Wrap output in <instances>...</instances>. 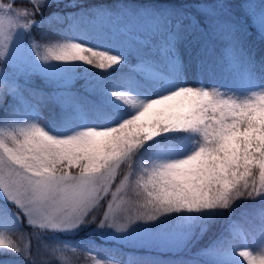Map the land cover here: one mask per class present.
<instances>
[{"label": "rangeland", "instance_id": "1", "mask_svg": "<svg viewBox=\"0 0 264 264\" xmlns=\"http://www.w3.org/2000/svg\"><path fill=\"white\" fill-rule=\"evenodd\" d=\"M100 3L112 4L113 0H83L82 6ZM115 6L128 10L123 25L128 28L126 33H119L107 22L85 19L80 5L71 6V0H46L31 28H14L11 42L0 36V82L16 87L10 101L0 104V131L15 134L17 127L36 123L49 134L62 136L90 127L113 126L136 111L113 97V91L142 102L180 86L202 87L219 99L234 102L253 92H264V34H259L264 30V0H116ZM143 10L149 11L147 21L138 19ZM9 27L6 21L4 29ZM147 39L158 42L161 48L146 66L159 73L155 83L135 73L141 63L136 51ZM65 40L85 43L97 51L108 50L121 55V61L99 69L82 62L45 64L37 59L36 52L47 55L52 45ZM217 44L238 69L237 76L226 73L223 62L214 63L208 57ZM143 47L147 50L148 46ZM36 84L42 94L50 95L49 100L26 96L27 106L22 107L20 88ZM70 121L75 124L68 127ZM55 125L66 128L58 130ZM197 140L191 132H172L145 143L133 157L134 168L119 166L102 186L89 214L70 229H44L33 237L28 218L0 191V237L30 253L25 259L0 247V264H125L124 255L130 251L143 253L156 264H174L179 258L185 264H248V260L264 258V195L255 193L234 196L228 208L182 210L155 223L138 222L122 233L106 223L100 225L105 213L121 223L137 216L159 215L141 187L146 182V177L140 179L143 160L183 158L198 146ZM77 171L70 169V174ZM108 245L120 253H103L102 247ZM240 251L249 253L248 258L240 257Z\"/></svg>", "mask_w": 264, "mask_h": 264}, {"label": "snow or ice", "instance_id": "2", "mask_svg": "<svg viewBox=\"0 0 264 264\" xmlns=\"http://www.w3.org/2000/svg\"><path fill=\"white\" fill-rule=\"evenodd\" d=\"M45 2H0V36L11 42L14 28L24 31L31 28ZM77 5L85 19L107 22L116 26L119 33L128 31L123 26L128 10L115 6L116 0L88 8L82 6L83 0H71V6ZM148 16L149 11L143 10L138 19L147 21ZM6 21L10 25L8 30L4 29ZM73 41L52 45L47 55L39 52L35 55L45 64L82 62L99 69L121 61V55ZM140 43L136 55L141 63L135 71L159 75L146 67L161 52L159 43L151 39ZM169 47L175 54V48ZM32 50L35 51V46ZM176 63L178 66L179 62ZM15 91L14 85L0 82V103ZM111 94L136 109L133 115L113 126L90 127L62 136L51 135L36 123L17 127L15 134L0 131V191L28 218L34 229L33 237L44 229L63 230L79 225L117 168L122 164L134 168L137 150L165 133H194L198 146L180 159L143 160L140 179L146 177V182L141 187L159 215L137 216L121 223L115 217L110 220L105 213L101 226L106 223L122 233L138 222L155 223L182 210L228 208L237 195H264V92H253L241 102L219 99L209 90L193 86L177 87L147 102L124 92ZM73 168L78 171L70 174ZM0 247L25 259L30 257V253L5 243L2 237ZM238 254L245 259L249 256L245 251ZM248 264H264V258L248 260Z\"/></svg>", "mask_w": 264, "mask_h": 264}, {"label": "trees", "instance_id": "3", "mask_svg": "<svg viewBox=\"0 0 264 264\" xmlns=\"http://www.w3.org/2000/svg\"><path fill=\"white\" fill-rule=\"evenodd\" d=\"M106 1V3H108V0H104ZM39 15V14H38ZM260 35L264 34V30H262L260 33ZM95 45H99V43H95ZM209 58H211L213 60V62H223L225 65V69H226V73H228L230 76H237L238 72H236V70L238 71V69L236 67H233L232 63L228 62L224 51H222V47L220 46V44L218 45H214V48L211 50V53H209ZM240 60V59H238ZM231 78V77H230ZM23 90V106L24 108H26V104L24 102V100H27L26 96L28 98H38L41 99V101H47L49 100V94L44 92V94H42V92H40V87L36 84L33 86H28L25 85L24 87L20 88ZM19 89V90H20ZM245 89H248L247 87H245ZM18 90V91H19ZM245 94L248 93V91H244ZM10 94H8L6 96V98L4 99V101L0 104H3L5 101H10L9 98ZM28 102V101H27ZM6 103V102H5ZM74 124L73 121H70V123H67V126L70 127V125ZM56 126V125H55ZM56 128L59 129H65L66 127L64 125L62 126H56ZM144 197V196H143ZM187 222V221H186ZM186 227H191L190 225H185ZM102 252L106 253V254H112V255H116L119 254V250L115 247H111V246H103L102 247ZM125 259H124V263L125 264H156L154 262V260L151 259V257H148L147 255H144L143 253L139 254L138 252H134V251H130V252H126L124 255ZM182 259H176L174 264H185L183 263V261H181ZM171 264V263H169Z\"/></svg>", "mask_w": 264, "mask_h": 264}, {"label": "bare ground", "instance_id": "4", "mask_svg": "<svg viewBox=\"0 0 264 264\" xmlns=\"http://www.w3.org/2000/svg\"><path fill=\"white\" fill-rule=\"evenodd\" d=\"M10 256H11V254H10ZM14 258V257H13ZM15 260V259H14ZM16 263H17V260H16Z\"/></svg>", "mask_w": 264, "mask_h": 264}, {"label": "clouds", "instance_id": "5", "mask_svg": "<svg viewBox=\"0 0 264 264\" xmlns=\"http://www.w3.org/2000/svg\"><path fill=\"white\" fill-rule=\"evenodd\" d=\"M129 125H130V122H129Z\"/></svg>", "mask_w": 264, "mask_h": 264}]
</instances>
